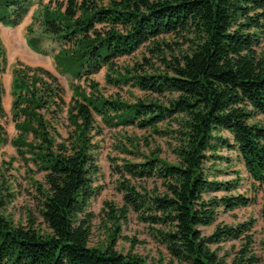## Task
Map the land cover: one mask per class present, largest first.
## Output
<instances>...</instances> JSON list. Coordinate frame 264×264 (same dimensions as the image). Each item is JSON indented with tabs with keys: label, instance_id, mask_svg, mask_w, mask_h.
Here are the masks:
<instances>
[{
	"label": "trees",
	"instance_id": "trees-1",
	"mask_svg": "<svg viewBox=\"0 0 264 264\" xmlns=\"http://www.w3.org/2000/svg\"><path fill=\"white\" fill-rule=\"evenodd\" d=\"M33 6L41 8L44 33L60 43L53 57L60 72L81 79L105 68L108 83L167 97L128 102L86 94L77 86L67 103L52 72L14 69L11 111L17 135L12 144L32 163L26 170L34 167L43 175V182L32 176L31 183L47 230H36L30 219L26 226L14 223L1 211L0 199V264H153L114 249L119 222L129 212L151 228L178 264H224L212 245L239 238L245 244L233 264L258 262L247 254L253 221L217 224L208 235L200 227L212 225L219 209L255 202L254 196L235 191L242 181L238 170L234 178H217L218 162L232 163L218 153L221 148L236 153L252 187L264 184V120L257 119L264 117V0H0V23L18 25ZM29 43L36 48V39ZM147 44L162 68L144 55L143 63L130 67L116 63ZM5 60L0 41V148L8 141L2 121ZM96 115L111 127L134 125L175 140L174 162L156 148L136 152L140 161L113 165L123 204L115 208L105 202L112 227L104 247L88 244L93 217L88 207L101 190L95 184ZM148 180L158 185L142 187ZM261 213L264 218V204Z\"/></svg>",
	"mask_w": 264,
	"mask_h": 264
},
{
	"label": "rangeland",
	"instance_id": "rangeland-1",
	"mask_svg": "<svg viewBox=\"0 0 264 264\" xmlns=\"http://www.w3.org/2000/svg\"><path fill=\"white\" fill-rule=\"evenodd\" d=\"M47 1V0H45ZM106 3L108 0H102ZM41 8L33 6L23 20L14 27L3 26L0 23V41L5 52V65L2 73L3 85V107L6 116L3 118V123L7 132L8 141L0 148V199L3 201L1 211L16 224L26 226L30 220L33 221V226L36 230L43 232L46 229L38 212V198L35 189L31 183V177L43 182L41 172H33L26 170L27 163L23 157L19 155L12 144V140L17 135V129L12 119V82L14 69H21L25 66L42 67L55 74L61 85L64 88V99L69 103L75 96V88L80 86L86 94L97 95L101 94L104 97H116L124 101L134 102L137 99L165 101L166 96L151 95L136 87L129 85H115L108 83L105 79L106 69L103 68L99 72L93 74L89 78L75 79L69 74H63L55 65L54 55L57 53L60 43L50 35L44 33L40 23ZM167 41L176 39L171 35H163ZM36 39V50L31 46L29 41ZM264 42V32L262 35ZM151 44L143 45L129 56L121 57L117 60V64L122 67H130L139 61L143 63L142 56H147L150 59L153 67L162 68L161 62L157 56L151 55L148 47ZM167 53H171L169 47L162 45ZM172 50L177 51V46L172 44ZM184 47V45L182 46ZM150 71V68L147 69ZM97 129L93 131V141L96 143L94 153L99 165V174L95 179V184L101 187L97 196H95L88 207V210L93 213L90 221V237L88 244L90 246L104 247L108 241V228L112 227L107 220L105 214V202H110L115 208H121L122 192L117 189V179L119 175L112 170L114 164H121L123 159L128 161H140L142 157L138 153L146 154L148 150L159 149L160 157L175 161L172 152V146L175 143L174 138L169 135H160L151 130L140 129L137 126H116L111 127L102 122L99 116H95ZM257 119L264 120L263 116H258ZM166 126L159 124L160 128ZM172 129L176 128L174 123L171 124ZM159 128V129H160ZM62 135L66 136V130L61 128ZM222 134L231 137L226 131ZM127 138L135 142V147L127 141ZM120 144H124L127 149L123 151ZM220 155L232 158V163L224 160L218 162L217 167L221 169L218 174V179H231L235 177L234 170L240 172L242 178L241 185L235 190L255 197V202L247 207L235 208L230 211L219 209L215 222L210 226H202L200 230L202 234H210L217 224H227L235 226L242 222L253 221V227L249 231L251 241L247 248V254H254L258 257V262L255 264H264V218L261 213V208L264 204V184L261 187L254 188L251 185L243 164L236 160V153L233 150L221 148L218 152ZM158 185V182H156ZM155 181L148 180L141 182L142 187L152 189L156 187ZM137 186V185H136ZM139 186V185H138ZM140 187V186H139ZM235 191H231L234 193ZM222 194L219 192L218 195ZM30 219V220H29ZM119 233L116 236L114 249L123 254H135L149 263L153 264H178L172 259L164 245L160 244L152 235L151 228L139 221V219L129 212L125 218H121L119 222ZM245 244V238L225 240L218 244L212 245L218 256L222 258L224 264H233V259L239 255V251Z\"/></svg>",
	"mask_w": 264,
	"mask_h": 264
}]
</instances>
